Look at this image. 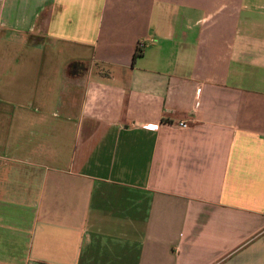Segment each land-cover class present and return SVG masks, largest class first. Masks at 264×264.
<instances>
[{
    "label": "crops",
    "instance_id": "obj_1",
    "mask_svg": "<svg viewBox=\"0 0 264 264\" xmlns=\"http://www.w3.org/2000/svg\"><path fill=\"white\" fill-rule=\"evenodd\" d=\"M0 264H264V0H0Z\"/></svg>",
    "mask_w": 264,
    "mask_h": 264
},
{
    "label": "built area",
    "instance_id": "obj_2",
    "mask_svg": "<svg viewBox=\"0 0 264 264\" xmlns=\"http://www.w3.org/2000/svg\"><path fill=\"white\" fill-rule=\"evenodd\" d=\"M180 127L182 128H188L189 127V124H188V121H181L179 123Z\"/></svg>",
    "mask_w": 264,
    "mask_h": 264
},
{
    "label": "trees",
    "instance_id": "obj_3",
    "mask_svg": "<svg viewBox=\"0 0 264 264\" xmlns=\"http://www.w3.org/2000/svg\"><path fill=\"white\" fill-rule=\"evenodd\" d=\"M142 54V50L141 49H138V51L136 52L135 56H139Z\"/></svg>",
    "mask_w": 264,
    "mask_h": 264
}]
</instances>
